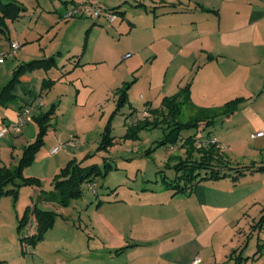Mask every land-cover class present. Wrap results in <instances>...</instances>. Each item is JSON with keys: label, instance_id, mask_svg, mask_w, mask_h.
Wrapping results in <instances>:
<instances>
[{"label": "crops", "instance_id": "crops-1", "mask_svg": "<svg viewBox=\"0 0 264 264\" xmlns=\"http://www.w3.org/2000/svg\"><path fill=\"white\" fill-rule=\"evenodd\" d=\"M12 1L25 8L20 16L23 18L28 11L25 2H5ZM80 1L117 8L122 18L112 24L114 33L105 29L101 20L93 22L92 30L102 37L89 40L82 52L70 50L71 65L60 75L52 76V68L25 73L32 78L23 75L14 85L9 104L0 102V131L17 119L23 107L38 100L43 105H35V109L41 110L39 114L44 112L45 79L63 82L77 70L76 77H81L82 84L75 93V102L67 109L74 115L68 118L69 126L64 122L58 126L63 129L61 137L67 129L71 136L72 129L87 119L91 109L114 93L116 98V91L129 73L144 66L145 105L150 110L159 108L162 98L183 93L189 86V91L183 93L186 98L182 107L187 108L190 117L207 119L201 122L203 129H209L203 136H215L226 146L229 156L224 152L222 155L232 168L222 170L224 177L202 180L181 192L165 186L118 190L116 195L95 204L76 200L68 206L43 198L41 207L57 213L54 226L37 244L22 243L21 255L8 256L9 245L15 252V243L26 234L19 229L20 208L11 210L7 218L0 215V264H191L197 255L207 264H242L249 238L264 220V170H258L264 167V0H168L167 7V0H160L154 4L143 2L136 9L126 5L133 0ZM116 33L135 35L133 44L122 46ZM6 37L10 44L15 40L10 34ZM10 44L0 47V52L9 49ZM129 53L131 57H126ZM23 54L20 48L12 58L20 57L19 62L25 63ZM31 55L26 54L29 59ZM51 57L56 59L55 55ZM7 59L0 63V92L19 64L8 63ZM68 84L73 95L74 86ZM154 84L158 91L153 89ZM79 96L87 97L86 102L78 103ZM239 98L242 100L237 108L225 113V105ZM207 121L211 123L208 127L204 126ZM85 129L80 131L85 133ZM38 130L36 125H25L20 132L0 136V167L8 164L4 152L12 140L7 134L22 133L28 144ZM45 146L50 153L47 156L54 159L53 147ZM181 147L180 152L186 154V148ZM46 164V169H54L55 173L61 169L55 168L53 161ZM30 223L27 234H34V217Z\"/></svg>", "mask_w": 264, "mask_h": 264}, {"label": "rangeland", "instance_id": "rangeland-1", "mask_svg": "<svg viewBox=\"0 0 264 264\" xmlns=\"http://www.w3.org/2000/svg\"><path fill=\"white\" fill-rule=\"evenodd\" d=\"M133 1L126 4L128 8L132 7L136 9L137 5L140 4L139 6H142L141 4L143 2H146V4H154L155 1L159 2L160 0ZM23 2H25L24 5L28 8L26 15L17 20H10L8 23V34L15 38V40L17 39L16 41H19L21 44L23 43L21 50L24 54L23 56L21 55V58H24L26 62H19L20 57H11L7 59L8 63L19 62V64L17 63L18 66L16 69L33 60L49 59L52 55H55L58 63L52 67L50 74L54 77L58 76L61 74L63 68V70H65V68L71 65L68 57V52L70 50H81L80 52H82V50L87 48L89 40L92 39L93 41L94 38L99 39L102 37L100 32L92 30V25L96 22L99 23V20H101L105 29L108 27L113 33L116 29L110 23L107 15H99L89 1L23 0ZM162 2L165 4V1ZM167 2L168 3L165 5L166 7L170 6L168 0ZM101 6L105 9L107 8L103 5ZM74 7L77 9V12L70 15V11ZM157 10L158 8L156 11ZM24 12L26 11H22V13ZM160 12L161 11H158V13ZM115 14L118 18H122L119 12H115ZM93 22L94 24H92ZM24 37L27 38V40H25ZM134 37L135 35L130 36L121 33H116L115 35L116 39L121 38L120 44L124 47L133 44ZM170 40L176 41L178 38H170ZM9 44L10 39H8L5 34L0 33V47H5ZM27 52L32 54V57H30L31 59L26 56ZM131 55L132 53H129L126 57H131ZM125 61L126 60L122 61L121 64ZM41 69L44 70V68ZM128 69H126V73ZM142 70H146V67H136L129 73L130 77L124 81L119 91H116L117 97H114L116 95L114 93L112 94V98L109 97V99L101 100L100 105L93 110L91 109L88 113L86 116L87 119L80 121L77 125V129H72L74 133L71 136H69V132L71 131L67 129L68 131L66 130L61 137L59 134H61L63 129H59L58 126L60 122H64V125L69 126L68 118L71 119L74 115H70L67 109L75 102V93L82 84L81 77L80 79L76 77L79 71L74 70L67 75L68 77L63 82L57 81L56 83L59 82L58 84L54 82L52 86H55L44 89L45 106L43 108V114L50 109L54 110L52 118L50 119L51 124L47 128V133L44 135L43 145L36 152L32 163L23 170V175L27 178L32 177L30 173L40 174L41 177H34L39 180L40 185H27L19 180L22 184L16 187V189H18V195H5L0 199V215L3 216V218H7L11 210L14 211L20 208L19 213L22 217L28 207H30L29 213L31 214L35 204L41 206L42 199L48 194H53V191L56 190V185L54 183L55 176L71 163H74V167L76 165L88 168L94 165L98 166L90 172L87 180L81 185L83 194L77 201L82 203L95 204L104 197L116 195L118 190L124 192L127 189H153L164 186L167 187V181L176 183L177 175L180 176L183 173L176 170V165L185 160L186 157L180 156L186 155L185 151L180 152V148H182L181 142L189 137L193 138L206 135L209 133V129H203L201 125L183 129L179 135L178 141H173L172 139L176 133H172V129L175 128V122L177 120L181 119V121L187 122L191 120L195 121L199 118H197V116L190 117L187 114L188 111L186 107H182V114L176 117V114H172L169 108L162 105L165 97L162 98L160 102L165 112L164 122L157 125L152 124L149 128H137L134 126L135 124H133L132 121L135 118L142 117L146 112H148V114L144 115L143 119L155 118L153 113L150 114L152 110L149 109L148 105H145V100L142 99V95L147 91L144 89L146 77L141 74ZM27 72L31 71L27 70L20 73V78L23 75L31 77L29 74H25ZM162 76L164 79L165 72ZM70 82H72L74 86L73 95H71V91L68 87V83ZM123 88L127 91V99L119 106L118 104L121 101L120 93L122 94L121 90ZM153 89L158 91L156 84L153 85ZM57 96L58 100L56 101ZM81 97L82 96H79L78 103H83V101L86 102L87 97L84 96L83 99ZM131 104L132 106H130ZM36 111H38V113H35ZM39 111L41 110H36L34 107L30 119L25 124L26 126L30 125L33 127V125H36L39 127L36 137L28 141V144H26L25 137L22 133L7 134L8 138L11 137L12 142L14 141L15 143L12 145L13 143L11 142L8 150L4 152L5 161L8 164L2 167H17L24 156L26 146L37 140L40 126L36 117L42 114H39ZM64 113L66 114L63 115ZM143 119H139V121ZM55 121L57 122L55 123ZM80 128H86L85 130H87V132H81ZM213 133H216V129L213 130ZM73 140H75V143H73ZM24 144L26 145L23 147ZM46 144H49V146L53 148L56 146L58 147V150L51 154L54 155V159L48 157L50 153L46 150ZM187 145L189 146L191 144ZM225 148L226 146L224 145L221 152L229 156ZM199 154V151L196 149L194 156L197 157ZM37 157H39V162L35 163ZM52 161L56 164H54L55 168L61 166L59 167L61 169L56 173L53 171L54 169H49V167L46 169V167L49 166L46 163ZM239 164L242 165L241 163ZM258 170L262 169L259 168ZM54 173L56 175L52 177ZM181 181L184 183V180ZM32 218L31 215L29 222L20 229L22 232L28 233ZM2 223L4 226L6 225V222L3 220ZM255 228L261 231L259 232L256 230V233L249 238L247 248L244 251L246 257H243L242 264H264V220L262 225L259 223ZM16 230H18L17 226ZM43 239L44 237L42 240ZM22 243L20 239L17 240V243H15V252L10 251V249H12V244H10L8 247V256L14 254L21 255ZM25 245L32 246V244L23 243V246ZM256 249H258L257 252ZM23 254L26 253L23 252Z\"/></svg>", "mask_w": 264, "mask_h": 264}, {"label": "trees", "instance_id": "trees-1", "mask_svg": "<svg viewBox=\"0 0 264 264\" xmlns=\"http://www.w3.org/2000/svg\"><path fill=\"white\" fill-rule=\"evenodd\" d=\"M25 8L18 3L17 1L5 2L0 0V32L8 36V26L7 20H17L22 15V11ZM112 12H118L117 8L108 9ZM56 64V59L51 57L49 59H37L31 62L26 63L25 65H21L16 69L13 78L11 81L4 87V89L0 92V102L4 105H8L11 99L13 98V88L14 85L20 81V73L30 70H36L44 68L46 70L51 69ZM54 80L45 79L43 81V89H47L49 85H52ZM189 91V86H186V89L183 93H187ZM122 94L121 101L118 104L119 106L125 102L127 99V91L123 88L121 90ZM177 94L171 97H165L162 105L166 106L170 109L172 114H176V117L182 114L181 108L182 104H184V100L186 98V94ZM183 94V96H182ZM242 99H235L233 101L228 102L224 107L225 113L233 112ZM164 108L161 106L159 108L152 109V113L155 116L154 119H143L136 123L134 126L137 128H149L152 124L157 125L161 122L165 121V112ZM54 110L50 109L49 111L42 113L38 117H36L40 131L38 134V138L35 142L26 146L24 151V156L21 159L20 164L15 168L8 167H0V199L5 195H18V187L22 183L27 185H40V182L37 178L34 177H24L23 170L25 167L30 165L34 159L36 152L44 143V135L48 131V127L51 124L50 119L52 118ZM173 116V115H172ZM207 119H198L191 121H181V119L175 122V128H173L172 133L175 132L176 135L172 139L173 141H178L179 135L183 129L198 127L201 125L202 121ZM204 126H210V121L204 123ZM171 135V133H170ZM194 138V139H193ZM186 138L184 142H182V146L186 148V157L185 160L179 162L176 165V170L178 172H183L182 175L178 176L176 179V183L168 182V188L176 189L177 191H186L187 189L195 186L196 183L205 180V179H219L221 177L226 176V173H222V170H226L232 168L230 166V161L226 159L220 149L215 146L206 147L204 149H199L194 145V140L196 137ZM191 144V145H187ZM199 151V157L194 156L195 150ZM98 166H90L82 167L81 165H76L74 167V163L69 164L66 168L62 169V171L57 174L54 178V183L56 185V190L53 191V194H48L44 198L49 201L56 202L62 206H68L74 200H78L79 197L83 194L81 190L82 183L87 180L88 175ZM88 168V169H87ZM263 170L264 167H261ZM241 175L240 171H238ZM179 178V179H178ZM184 180V183L181 181ZM30 207H28L24 213V215L19 220V229H21L24 225L29 222L30 216L34 217L37 228L36 233L34 234H25L21 236V241L23 243H29L32 245L37 244L42 240L45 233L54 226L57 213L52 210L44 209L43 207L35 204L32 208L31 214L29 213ZM262 220V219H261Z\"/></svg>", "mask_w": 264, "mask_h": 264}, {"label": "built area", "instance_id": "built-area-1", "mask_svg": "<svg viewBox=\"0 0 264 264\" xmlns=\"http://www.w3.org/2000/svg\"><path fill=\"white\" fill-rule=\"evenodd\" d=\"M91 5L95 8L96 12L99 15L106 14L111 24H113L116 21V19L118 18L114 12L103 8L101 5H99L96 2H91ZM76 12H77V9L74 7L70 11V15H73ZM20 48H21V43L19 41H16V40L12 41L9 49L0 52V63H3L7 58L15 57L18 54ZM35 105L42 106L43 101L38 100V101H36L35 104L27 105V106L23 107V109L20 111L17 119L14 122H12L11 124L3 127V129L0 131V136H3L5 133H7L9 131L20 132L22 130V128L24 127V125L26 124V122L30 119V116L32 114V110L34 109ZM147 114H148V112L144 113V115H147ZM143 116L139 117V118H135L132 121V123L136 124L139 121V119H143ZM73 143H75V140H73ZM194 144L199 149H204L206 147H211V146H215L216 148H218L220 150H222L224 148V145L215 136H199V137L196 136V138L194 140ZM57 150H58V147L56 146L52 149L51 153H54ZM263 254H264V243H263ZM16 264H28V263H26L25 261H20ZM32 264H36V263H32ZM191 264H206V263H204V260L201 256L197 255L191 261Z\"/></svg>", "mask_w": 264, "mask_h": 264}]
</instances>
